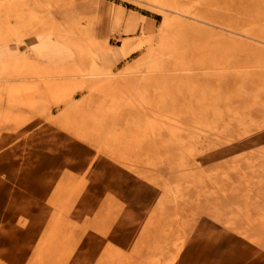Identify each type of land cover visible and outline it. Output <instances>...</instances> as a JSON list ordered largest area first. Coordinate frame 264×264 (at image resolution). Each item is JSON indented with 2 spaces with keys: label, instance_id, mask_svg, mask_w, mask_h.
I'll use <instances>...</instances> for the list:
<instances>
[{
  "label": "rangeland",
  "instance_id": "rangeland-1",
  "mask_svg": "<svg viewBox=\"0 0 264 264\" xmlns=\"http://www.w3.org/2000/svg\"><path fill=\"white\" fill-rule=\"evenodd\" d=\"M0 264H264V0H0Z\"/></svg>",
  "mask_w": 264,
  "mask_h": 264
}]
</instances>
